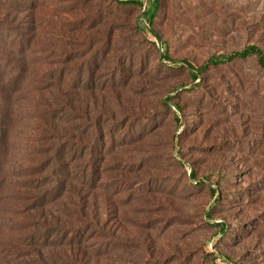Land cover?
Wrapping results in <instances>:
<instances>
[{"label": "rangeland", "instance_id": "rangeland-1", "mask_svg": "<svg viewBox=\"0 0 264 264\" xmlns=\"http://www.w3.org/2000/svg\"><path fill=\"white\" fill-rule=\"evenodd\" d=\"M136 1L0 0V264H264V0Z\"/></svg>", "mask_w": 264, "mask_h": 264}, {"label": "trees", "instance_id": "trees-1", "mask_svg": "<svg viewBox=\"0 0 264 264\" xmlns=\"http://www.w3.org/2000/svg\"><path fill=\"white\" fill-rule=\"evenodd\" d=\"M114 1L117 3H121V4L138 3L136 0H114ZM158 8H159V4L157 2L155 5V10H157ZM154 14H155V12L152 13V16ZM143 16L147 17V13L143 12ZM152 16H150L148 18L149 23L152 22ZM138 25H139L138 29H141L142 27H144V25L141 22ZM153 33H154V35H157L155 32H153ZM251 56H255L258 66L261 68H264L263 51L261 48H259L258 46L254 45V44L248 45L241 50L232 51L228 54H220L217 56L210 57L208 60H206L205 62H203L200 65H194L191 62H189L188 60H182L180 62L181 63L180 65L187 69V71L191 75L192 80L195 81L196 79L201 77V75L209 68V66H216L218 64L233 62L235 60H242V59H246V58L251 57ZM170 62H175V61L170 60ZM221 229H222V231L224 230L223 227Z\"/></svg>", "mask_w": 264, "mask_h": 264}]
</instances>
